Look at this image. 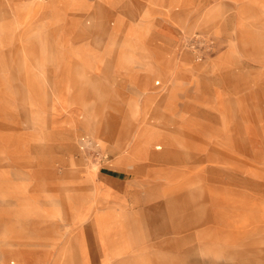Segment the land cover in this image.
Masks as SVG:
<instances>
[{
	"label": "rangeland",
	"instance_id": "rangeland-1",
	"mask_svg": "<svg viewBox=\"0 0 264 264\" xmlns=\"http://www.w3.org/2000/svg\"><path fill=\"white\" fill-rule=\"evenodd\" d=\"M257 150L264 0H0V264H264Z\"/></svg>",
	"mask_w": 264,
	"mask_h": 264
},
{
	"label": "crops",
	"instance_id": "crops-1",
	"mask_svg": "<svg viewBox=\"0 0 264 264\" xmlns=\"http://www.w3.org/2000/svg\"><path fill=\"white\" fill-rule=\"evenodd\" d=\"M237 71L239 72L240 69L234 70L232 72V76L231 77H235V75L237 74ZM240 76L242 77L241 81H239V82H237L235 84L234 83L235 80H234L232 86H230L229 88H227L225 90H222L220 92H223V93H226V94L229 93V91H230V93L235 92V91L237 92V91H240L241 90L239 87H241V85H242L243 86L242 91L243 92L246 91L248 94H250V88H248V87H251V86H249L250 84H246V85H244V84L246 83V81L252 80V79H250L252 76H249V72H244V71H243V75H240ZM235 98H238V96H235ZM249 99H250V97L248 95L247 97H244V100H239V98H238L235 101V106L233 107L234 110L232 112L233 113V117L235 119V118H237V114H240V116L237 119H240L242 121V123H240V124L243 127V128H239L237 131L238 132H242V131L243 132H248V134H249V132L252 131L254 133V135H255L254 137L256 138V140L257 139L258 140H261V136H260L261 135V129H259V123H260L259 122V119H258L257 122H254L253 123V121H254L253 118L259 116L258 115L259 113L256 112V110H259V107L261 106V103L254 102V101L249 100ZM238 109L244 110L245 113H241L240 110H238ZM251 119H252V122H251ZM251 123H253V128L251 127ZM260 125H262V124H260ZM250 127H251V129H250ZM246 138L247 137L244 136V139H246ZM226 140H227V138H225L224 141L219 142V143L222 144V146H224V148L227 145V141ZM250 140L251 139L248 136L247 142L250 141ZM224 142H226V144H224ZM157 146L158 145H156V148H157ZM162 147H163V145L160 144V147H158V148H162ZM162 152H166V150L165 151H162ZM255 152L256 153L253 154L254 157H258L259 158V156H264V152L262 153V152H260L258 150L255 151ZM230 153H231V151H229L228 149L225 152H222V154H225L228 157H230V155H232ZM232 156L235 157L234 155H232ZM251 156H252V154L250 153V151L248 152V150H247L246 152H244V154H243V157H244L243 160L244 161L243 162H248L249 165H251V159H250ZM223 158L224 157L221 155V159H223ZM187 170H188V168L185 169V171H184V177L183 178H185V175L187 173ZM184 185H185V183L182 180L181 188H182V196H183V200H184L183 201V204L185 203V201H186L185 198L187 197V188ZM113 212L114 211L111 210V209L99 210V212H98L99 215H98V213L96 215V220L95 221L97 222V225H98V233H97V235L99 236L100 241H101L102 244H104L105 234L107 235V233H108L107 231H109V229L112 226V222L113 221L111 220L112 219V216L110 215V213L113 214ZM162 224H163V228L161 227V230L162 229L163 230L162 231H159V232H155L154 237H153L154 240H155V238L163 235L164 229H165V226H164L165 221L164 220L162 221ZM158 228L159 227H157V230H158ZM103 252H104L105 257H106V255H107L106 253H108V251L106 252L105 250H103Z\"/></svg>",
	"mask_w": 264,
	"mask_h": 264
}]
</instances>
